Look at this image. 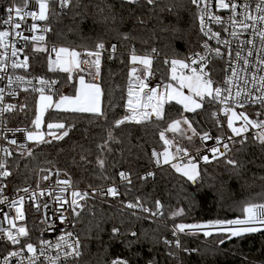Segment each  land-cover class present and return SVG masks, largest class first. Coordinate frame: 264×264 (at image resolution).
Masks as SVG:
<instances>
[{"label": "trees", "instance_id": "trees-1", "mask_svg": "<svg viewBox=\"0 0 264 264\" xmlns=\"http://www.w3.org/2000/svg\"><path fill=\"white\" fill-rule=\"evenodd\" d=\"M3 6L0 2V22ZM198 15L190 0H156L152 5L146 0L135 4L125 0H73L66 12L55 10L49 16L51 42L71 48L105 44L98 81L103 91V115L49 109L43 128L48 122H63L68 136L13 151L7 159L11 172L7 181L11 187L35 186L44 182L49 170L65 171L73 186L91 188L117 180L120 172L132 177L131 183L121 184L122 196L113 206L99 199L87 204L77 221L83 253L73 264H110L117 255L132 264H264V230L229 239L218 230L210 229L213 235L205 236L203 231L186 229L178 238L170 228L181 223L242 219V209L248 204L264 203V144L234 140L225 157L199 164V176L193 182L171 165L155 167L150 149L162 150L160 132L175 119L187 118L199 134L218 133L221 127L213 118L214 102L205 99L203 107L186 112L181 104L169 101L164 105V119L153 116L141 123L116 125L117 120L130 114L127 99L134 66L132 50L155 54L153 71L170 83V65L165 61L185 58L200 49ZM113 44L117 50L110 57ZM30 62L33 73L60 81V89L53 94L56 98L73 84L68 73L48 69L46 51H33ZM22 96L24 107L15 109L11 120L14 125L33 130L38 92ZM165 136L190 144L196 143L191 140L198 135L166 131ZM29 150L31 156L27 155ZM100 159L105 161L103 168ZM229 159L235 160V165L228 164ZM151 170L152 175L142 178L141 173ZM124 201L142 203L153 212L159 201L163 215L151 218V213L140 208L124 207ZM181 209L182 214L173 216ZM114 227L120 229L118 234L113 233ZM133 232L136 236L131 235ZM221 239L223 244L219 243Z\"/></svg>", "mask_w": 264, "mask_h": 264}, {"label": "snow or ice", "instance_id": "snow-or-ice-1", "mask_svg": "<svg viewBox=\"0 0 264 264\" xmlns=\"http://www.w3.org/2000/svg\"><path fill=\"white\" fill-rule=\"evenodd\" d=\"M53 0H33L36 8L38 10H29V0H22L21 5L8 8L9 15L2 22L3 25H7L12 29H21V22L25 21L26 17H30L33 23L28 26L29 32H42L48 33L52 31L51 27L45 24L43 28L40 27L37 21L47 22L49 20L50 3ZM130 4H135L138 0H127ZM156 0H146V3L152 5ZM55 3L59 5L61 9L68 8L73 0H55ZM191 3L195 5L199 11V24L200 29L205 36L210 39H215L218 44H224L226 47L230 45V41L222 39L220 32H213L211 24L222 25L224 19L217 15L213 11V0H191ZM216 12L221 10H229L230 15L228 17L229 23L232 31L229 35L233 38H237L243 35L249 29L252 30L253 36H258L260 39L261 47L259 52L264 53V0H259L256 4L255 11L259 15L251 14V6L248 0H215ZM238 9H243V11H238ZM15 13V21L13 20L12 13ZM241 19H237V17ZM238 29V30H237ZM224 31L228 32V28H224ZM11 35L22 36L23 39L28 40V36H23L22 32L14 31L10 32L8 30L0 31V44L5 48L8 47L9 37ZM31 40L37 43L45 41L46 37L44 34L34 35L30 37ZM125 39H128L125 36ZM250 44L255 47L254 40H243L240 42L239 50L235 51V67H231V73L226 80L223 81L224 87H214V80L211 78L210 72L206 71L207 64L209 61L206 56H202L199 53H194L187 60L185 59H172L171 61L166 60L165 63L170 65V77L172 81L176 82V85L171 83L164 85V91L160 92L158 87H149L145 83V78L152 75L151 65L152 59L149 56H138L135 54V49L132 50V55L130 57L132 65L130 71V79L128 86V99L127 108L129 110V115L124 118L117 120L116 125L119 126L124 124L126 121H135L136 123H141L145 120L151 119L153 116L157 120L164 119V105L169 101H176L178 104L183 105L184 111L195 112L197 109L203 107V102L208 99L209 102L218 101L221 105H224L222 111L227 117V127L231 129L235 136H242L244 133L248 132L250 128L258 129L256 133V139L260 143L264 144V119L253 120L249 117L246 112H237V108H244L247 104H259L264 107V56L257 54V62L253 66V61L249 58L253 57L254 53L251 48L246 52V55L242 54L244 51V45ZM204 47L209 49V51H214L216 56L222 57L223 53L219 48L211 49L210 46L205 43ZM36 51H48L46 47H38ZM105 44L99 42L95 45L94 49L85 50L83 53L77 51L76 49H70L68 47H53L51 51L55 53V59L49 58L50 70L51 71H61L68 73V79L71 80V74L88 72L89 75L93 77V80L99 75L101 67V57L105 51ZM117 50L115 44L111 45V54H114ZM153 52L156 49H152ZM2 55V54H0ZM11 55L15 57L17 55V49L13 46L11 49ZM229 60L233 59V54L231 49L227 53ZM4 61L0 60V65H3ZM143 66V75H137L138 68L135 65ZM13 68H27L28 60L27 57L17 63L13 61ZM94 70V72L92 71ZM18 81H24V77H17ZM79 88L76 90V94L72 96L61 95L57 100H54L53 95H45V86L50 90L57 83V81H47L43 78H39V88H34V91L40 93V107L39 114L33 121L35 131H30L27 129H15L9 131H17L26 133V139L28 141H34L36 143H52V140H63L68 136L69 132L63 122H48L46 124L47 131H42V127L45 124L44 116L49 109L73 112V113H92L95 115H103L101 108V98L103 96V91L99 84L94 82H86L84 75H79ZM11 83V81H10ZM31 83V81H28ZM251 84L252 87L249 88L248 85ZM183 89H188L191 93L190 95H185ZM234 94H233V90ZM27 90V89H25ZM255 93H259L256 95ZM16 93H12L15 95ZM3 89H0V104L3 103ZM229 101L232 102L233 106H229ZM15 108V105L8 104L6 107L0 108V114L6 111H11ZM257 117L261 116L262 113L257 112ZM236 121H242L240 127L235 126ZM187 125V128L191 130L192 135H199L196 129L192 127L190 121L187 118L175 119L168 124L165 131L160 132V137L164 140V143L168 145L163 153H157L153 151V156L156 157V163L160 164V156H163L164 164H171L177 172L182 173L189 180L195 182L196 178L199 176L198 164L193 163L189 160L187 163H183V156H187V149L182 147H176L175 153L170 149L174 146V141L166 138L165 132L170 131L173 133L180 132L181 135L184 131L181 125ZM62 130V131H61ZM60 132V134H58ZM46 136H50L52 139H46ZM111 138V135H110ZM6 139V137H5ZM187 139L191 140L192 137L188 136ZM201 139L208 141L213 139L209 133L205 132L201 136ZM228 139H232L229 137ZM247 139V137H244ZM241 143L243 140L240 141ZM12 145H17V141L12 139L9 141ZM217 144H221V141L217 139ZM19 148L27 149L26 144H19ZM103 147V146H102ZM222 147L228 151V144H222ZM211 153L214 159H218L220 156L226 155L225 152H221L220 147H211ZM0 153H3V157H0V176L7 177L11 175V172L7 168L8 157L13 155L12 151L6 147L0 148ZM23 154V153H22ZM181 155V163H172L173 160L177 159V155ZM28 156L32 155L29 150L27 152ZM202 159L205 162H210L207 155L203 156ZM99 166L104 167L105 161L103 159L98 160ZM228 164L235 165L236 161L233 159L227 160ZM123 180L131 183L130 179L124 172L119 173ZM152 175V173H149ZM44 180L50 179L49 176H44ZM57 184L64 185L65 187L61 191H65L71 186L70 180H58ZM23 191L27 192L28 189L25 188ZM108 195L112 197H117L119 192L115 186L109 187L106 190ZM49 195L52 193L49 192ZM3 195V187L0 186V196ZM35 195V193H33ZM40 195H44L43 192ZM72 200L68 201L63 199V197L57 196V201H63V203L68 204L72 208L73 214L75 216L80 215V211L83 210L84 205L80 203L82 200H86L89 193H81L79 191H72ZM7 198L0 199V204L4 203ZM24 202V197H20L19 201H11L10 204L16 209L15 219H7L10 228L3 229L0 228V233H4L13 245H20L21 238H26L29 236V232L25 226L17 227L16 220H24V213L22 211ZM39 207V206H37ZM126 207L131 209L140 208L144 212H150L151 215H163L159 211L163 206L157 201V211L152 212L151 209L145 208L142 203H128ZM244 213V218L242 219H229V220H215L209 221L205 224H178L175 226V231L184 232L186 229H196L203 231L205 236L213 235L212 231H207L206 229L216 228L218 232L227 234L228 238L241 237L247 233H255L264 230V204L250 203L242 209ZM183 210H178L177 213H173V216L182 214ZM60 219L63 221L66 219L61 215ZM12 229H15L13 232ZM114 234L120 232L119 228L112 229ZM175 234V232H174ZM132 236H136V233H131ZM74 234L68 232L65 235H61L55 244H52L48 240H40L39 246L31 242H25L23 246L17 251H11L7 256L3 257L4 264H11V258H18V264H24V260H28V264H36L40 257L45 256L46 248H54L58 253H62L63 260L67 261L70 257H80L82 255L80 251L81 241L78 237L73 239ZM225 241L221 239L219 243L223 244ZM165 243H171L165 240ZM176 246H180V241L176 240ZM185 251H188L185 249ZM194 251V250H193ZM27 252L31 256L25 257L23 254ZM49 264H60L61 255L49 256L47 257ZM110 264H129V261L120 257L112 259ZM151 264V262H150Z\"/></svg>", "mask_w": 264, "mask_h": 264}, {"label": "built area", "instance_id": "built-area-1", "mask_svg": "<svg viewBox=\"0 0 264 264\" xmlns=\"http://www.w3.org/2000/svg\"><path fill=\"white\" fill-rule=\"evenodd\" d=\"M127 2V0H125ZM140 1V0H138ZM191 1V0H190ZM1 3L4 4L3 6V13L1 22L7 18L9 15L8 8L14 7L17 5L22 4V0H0ZM239 2H243V0H239ZM259 2V0H248V3L251 6V14L256 16L259 15L255 11L256 4ZM70 7V6H69ZM68 7V8H69ZM29 10H38L33 3V0H29L28 5ZM61 9L58 4L55 3V0H53L52 3H50V12L49 16L53 11L58 12H66L68 10ZM213 11L220 15L224 19V23L222 25H216L211 24V28L213 32H220L221 38L230 41L229 46H225L224 44H218L215 39H210L209 37L205 36L204 33L200 29L199 24V31L202 35V41L200 45V49L189 54L185 58H174V59H185L187 60L189 57H191L194 53H199L202 56H206L209 63L207 64L206 71L210 72L211 78L214 80V87H224L223 81L227 79V77L231 73V67H235V51L239 50L240 42L243 40H254L255 47L253 48L252 45L246 44L244 45V51L242 54L246 55V52L249 48L253 50V57L249 58L253 61V66H255L257 62V54L264 56V53L259 52L261 43L258 36H253L252 30L249 29L247 32H245L243 35L238 36L237 38H233L229 35V32L233 29L230 26L228 17L230 15L229 10H221L219 12H216L215 7V0H213ZM238 11H243V9H238ZM199 12V11H198ZM13 20L15 21V13H12ZM199 16V15H198ZM237 19H241V17H237ZM199 20V19H198ZM33 23L30 17H26L24 22H21V29H12L7 25H3L0 23V31L8 30L10 32L14 31H20L22 32L23 36H28L29 39L25 40L22 38V36H15L11 35L9 37V44L8 47L5 48L2 44H0V60L4 61L3 65H0V89H3V103L0 104V108L6 107L8 104L15 105V108L11 111H6L0 114V148L6 147L10 149L12 152L22 149L19 148V144H26L27 148L29 147V144L31 143L26 139V133L24 132H17V131H9L15 130V129H28L26 126L21 125H14V123L11 120L12 113L15 109L24 107V99L23 94L24 93H32V92H38L34 91V88H39V78H43L49 82L51 81H57V83L53 86V88L50 90L47 86H45V93L54 94L60 89V81L56 78L52 77H43L40 75H37L31 71V62L30 58L31 55H33V51H36L35 49L38 47H46L48 51L47 53V67L50 70V63L49 58L55 59V53L51 51L53 47L58 48L59 45L56 43H53L50 41L48 33H42V32H29L28 26ZM41 28L47 24L50 26L47 22L44 21H37ZM224 28H228L229 31H224ZM238 30V29H237ZM44 34L46 39L43 42L37 43L36 41H33L30 39L31 36L34 35H41ZM207 43L211 49L219 48L221 50V53H223L222 57L216 56L214 51H209V49H206L204 47V44ZM15 47L17 49V55L13 57L11 55V49L12 47ZM229 48L232 51L233 59L229 60V57L227 55ZM78 51L84 52L88 49H94V48H85V47H77ZM106 49V47H105ZM45 52V51H44ZM25 57H27L28 60V67L25 68H13L12 63L13 61L20 63L22 62ZM152 60L155 58V54L151 55ZM171 61V60H169ZM137 75H143L142 69L138 67ZM101 69V67H100ZM51 71V70H50ZM59 71V70H57ZM94 72V70H92ZM56 72V71H52ZM152 75L147 76L145 78V83L149 85V87H158V90L160 92L164 91V85L169 84V81L165 78H162L161 76H158L154 71L153 68L151 69ZM86 77L87 79L93 80V77L88 74V72L81 73ZM264 74V73H260ZM17 77H24V81H18ZM100 72L99 75L95 78V81H100ZM11 81V83H10ZM28 81H31V83H28ZM249 88L252 87L251 84L248 85ZM27 89V90H25ZM235 89L233 90L234 94ZM16 93L15 95H12V93ZM39 93V92H38ZM258 95L259 93H255ZM216 107L213 111V118L218 121V126L221 127V130L218 133L213 134L211 131H205L210 134L213 139L204 141L201 139V136L203 133L196 136L193 140L197 143L191 142L190 144L187 143H180L177 142V140L174 141V146L170 149L173 153L176 151V147H182L187 149V156H183V163H187L189 160H192V162L203 164L205 161L202 159L203 156L207 155L209 157V161H215L219 160L222 157H225L229 151L231 150V144L234 142V140L239 139L240 141L243 140V142H248L249 140H253L256 142H260L258 139H256V133L259 131L258 129L250 128L248 132L244 133L242 136H235L234 133H232L231 129L227 127V117L223 114V107L224 105H221L218 101L214 102ZM229 106H233L232 102L229 101ZM237 112H246L249 117L253 120L257 119H264V107H261L259 104H247L244 108H237ZM260 112L262 113L261 116L257 117L256 113ZM242 124V121H236L235 126L240 127ZM6 137V139H5ZM229 137H232V139H228ZM244 137H247V139H244ZM168 138V137H167ZM15 139L17 141V145H12L9 143L10 140ZM170 139V138H168ZM217 139L221 141V144H217ZM172 140V139H170ZM228 144L229 149L226 151L222 144ZM163 148L158 149L156 147H152L151 150V157L155 164V167L163 166V156H160V164L156 163V157L153 156V151L157 153H163L166 148H168V145L164 143V140L162 141ZM196 144V145H195ZM211 147H220L221 152L226 151V155L220 156L218 159L213 158V154L210 151ZM181 155H177V159L173 160L172 163H181ZM0 157H3V153H0ZM8 159V158H7ZM165 165H171V164H165ZM149 173H152V170L149 172H143L141 173L142 178H146L149 176ZM128 178L132 180V177L126 173ZM47 176L50 177L48 180H43L44 182L42 184H37L35 186L30 185H20L16 187H11L10 183L7 181V177L0 176V186L3 187V195L0 196V199L7 198L4 203L0 204V228L8 229L10 228V225L8 224L7 219H5V216H7L9 219H15L16 217V209L11 206V201H19L20 197H24L23 207L22 211L24 213V220H16L15 223L17 227L19 226H25L29 232V236L26 238H21V244L20 245H13L10 241H8L6 235L4 233H0V264H4L3 257L7 256L9 252L11 251H17L19 250L25 242H31L33 244H36L39 246L40 240H48L51 241L52 244H55L58 240V238L61 235H65L68 232H72L74 234L73 239L78 237L81 241L80 245V251L82 252V239L78 234L77 231V221L78 218L81 216L82 213H84L87 210V204L92 202L95 199H99L103 201L106 205L113 206L117 200H119L122 196L121 192V184L124 182H127L126 180H123L120 176L117 180L106 183V185L97 186V187H87V188H80L75 187L72 185L68 187L65 191H61L62 188H64V185L57 184L58 180H70L68 178V175L65 171L60 172H54L52 170H49L47 173ZM71 181V180H70ZM115 186L119 192V195L117 197H112L111 195H108L106 193V190L109 187ZM27 188L28 191L25 192L23 189ZM72 191H79L81 193L87 192L89 193V196L86 198V200L80 201L81 204L84 205L83 210L77 209V211H80V215L77 217L73 214L72 208L69 207L68 204L63 203V201H57L56 197L60 196L63 197V199H66L68 201L72 200ZM43 192L44 195H40V193ZM51 192L52 194L49 195L48 193ZM35 193V195H33ZM128 203H131L130 201H124L121 204L126 207ZM256 204H264V203H256ZM39 206V207H37ZM159 211L163 212V209L161 208ZM153 212V211H152ZM150 214V212H148ZM61 215L66 217L63 221L60 219ZM151 218L158 217L151 215ZM171 232L174 237L179 238L178 231H175V226L171 225ZM13 232L15 229H12ZM175 232V234H174ZM25 257L31 256L30 253L25 252L23 254ZM61 255V261L60 264H73V261H75L76 257H70L67 261L63 260L62 253H58L56 249L54 248H46L45 249V256L40 257V259L36 262V264H49V261L47 257L49 256H57ZM117 257L126 259L124 256L117 255L113 257L112 259H115ZM128 260V259H126ZM129 261V260H128ZM11 264H18V258H11ZM24 264H28V260H24ZM129 264H132L129 261ZM178 264V263H177ZM181 264V263H180Z\"/></svg>", "mask_w": 264, "mask_h": 264}, {"label": "rangeland", "instance_id": "rangeland-1", "mask_svg": "<svg viewBox=\"0 0 264 264\" xmlns=\"http://www.w3.org/2000/svg\"><path fill=\"white\" fill-rule=\"evenodd\" d=\"M59 47H68V46H65V45H60ZM58 47V48H59ZM68 48H70V49H76L77 51H78V49L76 48V47H74V48H71V47H68ZM136 55H138V56H149L151 59H152V57H151V55H149V54H145V55H143V54H137V53H135ZM131 60V59H130ZM137 66L138 67H140V69H142L143 68V66H141V65H139V64H137ZM152 67H153V64L151 65V69H152ZM79 75H83V74H81V73H76V72H74V73H72L71 74V79H74V78H76L77 80H79L78 79V76ZM171 84H173V85H176V82L175 81H171L170 82ZM176 86H178V85H176ZM183 91H184V93H185V95H190L191 93L188 91V89H183ZM45 95H52V94H50V93H47V94H45ZM53 98H54V95H53ZM55 99V98H54ZM174 101V100H173ZM175 102V101H174ZM40 99L38 100V103H37V106H36V110H37V114H36V116L39 114V107H40ZM182 105V104H181ZM183 106V105H182ZM200 109V108H199ZM187 112V111H186ZM188 120V119H187ZM189 121V120H188ZM191 122V121H190ZM191 124H192V122H191ZM181 127H182V129L187 133V134H189V135H191V136H194V135H192V132H191V130H189L188 128H187V125H184V124H182L181 125ZM192 127H193V125H192ZM42 131H47V129L46 128H43L42 127V129H41ZM30 131H32V130H30ZM33 131H35V130H33ZM196 136V135H195ZM167 138V137H166ZM46 139H51V137L50 136H47L46 137ZM30 142H32V141H30ZM193 163H195V162H193ZM196 164H198V171H199V163H196ZM210 229H213V230H217V229H214V228H210ZM210 229H207V231H211Z\"/></svg>", "mask_w": 264, "mask_h": 264}, {"label": "crops", "instance_id": "crops-1", "mask_svg": "<svg viewBox=\"0 0 264 264\" xmlns=\"http://www.w3.org/2000/svg\"><path fill=\"white\" fill-rule=\"evenodd\" d=\"M71 80H72V83L73 84L70 86V88H68V89L65 90L67 93H62V95L72 96V95H75L76 94V90L79 88V80H77L76 78L71 79ZM85 80H86V82H94L96 84H99L98 81L91 80V79H87L86 77H85ZM38 96L40 97V93H38ZM39 97H38V100H39ZM54 98H55L54 100H57L58 99L55 96H54ZM102 99H103V96L101 98V108H102V105H103ZM102 111H103V108H102ZM33 130H36V129L34 128ZM31 143H34V141H32Z\"/></svg>", "mask_w": 264, "mask_h": 264}]
</instances>
